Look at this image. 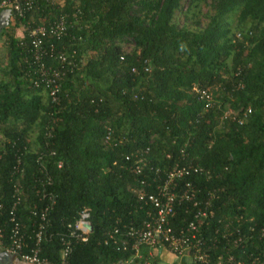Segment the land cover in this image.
I'll return each mask as SVG.
<instances>
[{
  "label": "trees",
  "instance_id": "trees-1",
  "mask_svg": "<svg viewBox=\"0 0 264 264\" xmlns=\"http://www.w3.org/2000/svg\"><path fill=\"white\" fill-rule=\"evenodd\" d=\"M60 5L53 10L43 1L25 18L12 14L0 33L7 47L0 78V226L10 230L13 184L20 181L26 195L17 217L34 247L29 211L44 205L36 189L40 179L50 176L56 204L40 258L61 261L60 236L89 207L93 234L87 243L74 244L69 264L127 261L131 252L104 241L109 232L125 234L146 218L132 190L142 182L161 183L176 163L190 161L211 173L208 180L194 179L201 200L216 191L208 234L218 230L223 243L252 236L247 245L231 249L237 259L264 253V0H61L55 7ZM77 10L81 29L43 44L46 65L66 71L54 103L26 76L36 77L28 30L43 18ZM63 51L67 62L61 65L56 56ZM68 62L75 70L68 69ZM240 83L243 90L236 89ZM195 90L209 91L213 107ZM248 108L252 112L244 117ZM226 109L244 123L224 120ZM108 128L113 138L106 142ZM19 150L23 178L15 173ZM181 150L187 154L184 160ZM145 151L147 164L136 175L131 172L134 159L126 157ZM192 212L191 205L178 207L175 227L193 220ZM220 250H213L214 258Z\"/></svg>",
  "mask_w": 264,
  "mask_h": 264
},
{
  "label": "built area",
  "instance_id": "built-area-1",
  "mask_svg": "<svg viewBox=\"0 0 264 264\" xmlns=\"http://www.w3.org/2000/svg\"><path fill=\"white\" fill-rule=\"evenodd\" d=\"M46 2V7H51L53 10L63 8L55 7L61 3V0H1L0 8L3 11H11V15H16L19 18H25L33 11L40 9L41 2ZM81 11L77 10L72 15L68 13H61L56 19L43 18L36 27L28 30L31 44L34 47V57L36 60V77L26 74L30 79L34 88L43 89L45 93L51 98V101L56 103L58 101V93H60L59 79L66 75L63 66H47L44 60L49 54L43 50V44L48 39L62 40L69 35L71 30L79 28V19ZM11 19V18H10ZM81 28H79L80 30ZM241 35L238 34L237 38ZM130 51V49H126ZM92 54L83 55L80 61V67H83L87 59ZM51 58L53 55L51 53ZM55 59V58H54ZM124 60V58H122ZM67 62L65 52H61L56 56V63ZM27 70H31V62L29 58L26 59ZM68 69L75 70V64L72 62L67 63ZM77 67V66H76ZM137 70L134 68L133 72ZM146 72H150L146 69ZM241 69L235 72V77H239ZM237 90H243L242 83L236 86ZM200 100L206 101L208 107H213V97L209 91L195 90ZM252 112L251 108L247 109L244 117ZM264 112V108H263ZM223 119H232L237 121L240 125L244 123L243 119L237 120V113L231 109H226L223 113ZM47 133L46 137H49ZM113 138V131L108 128L105 136V141H110ZM0 140L2 136L0 135ZM105 142V143H106ZM136 153L126 157L127 161L134 159V164L131 167V172L136 175H141L144 167L147 164L145 154ZM20 156L17 157V166L15 173L23 178L20 170L22 165V153L19 150ZM182 159H186L187 154L181 150ZM41 157H43L41 155ZM169 158V156H168ZM41 158L39 159V161ZM206 177V180L211 178L209 170L200 165H195L193 162H186L183 165L176 163L171 170L165 174V178L161 183L153 180L151 183L142 182L139 188L133 189L137 200L141 203V209L146 210V218L138 225V227H130L126 233L122 234L116 229L113 233H108L104 243L109 245L111 242L116 246L121 247L123 252H131L132 257L127 261L119 262L118 264H153L150 259L142 255L144 249L159 250L164 249L169 253L175 255L180 259L188 258L191 264H264V253L262 254H248L247 259H237L231 252L232 248L238 249L247 245L248 240L242 237L234 238L233 240L225 239V243L220 242L218 239L219 231L215 230L212 234H208L211 229V224L208 220L215 218V213L212 210L211 202L215 197L216 191H211L210 198H202V190L194 182L195 178ZM19 178V177H18ZM190 179V180H189ZM53 180L50 176L45 177L43 180L38 181L36 195L40 198L44 205L39 207L33 205L29 211V220L33 221L34 227V240L35 245L31 248L28 243L27 233L24 231L25 226L17 217V208L22 205L23 198L26 193L23 184L17 181L13 184V199L12 208L10 210L9 225L10 230L7 232L0 226V244L5 249L6 254L15 259L20 260L25 264H69L68 259L73 252L75 243H87L89 237L93 234V224L91 221V209L84 207L79 213V217L73 227H70L68 234L61 235L60 240L62 244V256L59 263H52L47 259L40 258L42 243L47 240V231L50 227L49 213L53 210L56 204L53 193L49 190L52 186ZM155 189L150 192L148 189ZM1 197V196H0ZM1 199V198H0ZM184 204L191 205L194 209L193 220L184 221L182 226L176 228L173 224L177 216V208ZM3 209V204L0 201V212ZM207 228L204 230V228ZM239 232V231H238ZM250 232H255L252 228ZM9 233V240L5 245L6 235ZM264 235V229L261 230ZM115 234H118L120 239H126L125 242L115 241ZM221 248L220 253L213 257V250Z\"/></svg>",
  "mask_w": 264,
  "mask_h": 264
},
{
  "label": "crops",
  "instance_id": "crops-1",
  "mask_svg": "<svg viewBox=\"0 0 264 264\" xmlns=\"http://www.w3.org/2000/svg\"><path fill=\"white\" fill-rule=\"evenodd\" d=\"M23 32H24V28L21 27L17 30V38L21 39L23 36ZM6 49L7 51V47L5 45V39L3 37H0V49ZM4 61L2 59H0V67L2 66V64L5 63V61L7 60V54L6 56H4ZM142 255L145 258L150 259V261L153 264H191L190 259L188 258H184V259H180L178 257H176L175 255L169 253L168 251L164 250V249H159V250H147L144 249L142 251ZM0 264H25L23 262H21L18 259L13 258L12 256L6 254L5 249L1 246L0 244Z\"/></svg>",
  "mask_w": 264,
  "mask_h": 264
},
{
  "label": "water",
  "instance_id": "water-1",
  "mask_svg": "<svg viewBox=\"0 0 264 264\" xmlns=\"http://www.w3.org/2000/svg\"><path fill=\"white\" fill-rule=\"evenodd\" d=\"M11 11L6 10L0 14V33L10 25Z\"/></svg>",
  "mask_w": 264,
  "mask_h": 264
},
{
  "label": "rangeland",
  "instance_id": "rangeland-1",
  "mask_svg": "<svg viewBox=\"0 0 264 264\" xmlns=\"http://www.w3.org/2000/svg\"><path fill=\"white\" fill-rule=\"evenodd\" d=\"M185 6L186 5H183V9L185 8ZM180 20L182 21V18L180 17ZM24 33V32H23ZM6 54H7V51H6V49H0V59H2L3 61H4V56H6ZM2 66H3V64H2ZM2 66L0 67V78H1V75H2V73H1V68H2Z\"/></svg>",
  "mask_w": 264,
  "mask_h": 264
}]
</instances>
